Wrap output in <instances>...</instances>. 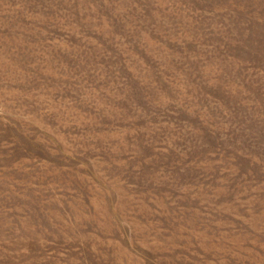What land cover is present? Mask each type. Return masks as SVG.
I'll list each match as a JSON object with an SVG mask.
<instances>
[{
	"label": "rangeland",
	"instance_id": "obj_1",
	"mask_svg": "<svg viewBox=\"0 0 264 264\" xmlns=\"http://www.w3.org/2000/svg\"><path fill=\"white\" fill-rule=\"evenodd\" d=\"M0 264H264V0H0Z\"/></svg>",
	"mask_w": 264,
	"mask_h": 264
}]
</instances>
